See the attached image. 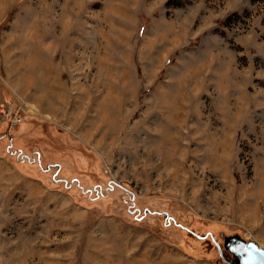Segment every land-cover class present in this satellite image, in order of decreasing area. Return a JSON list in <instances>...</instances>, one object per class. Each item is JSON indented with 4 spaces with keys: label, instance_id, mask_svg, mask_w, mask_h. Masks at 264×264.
<instances>
[{
    "label": "rangeland",
    "instance_id": "obj_1",
    "mask_svg": "<svg viewBox=\"0 0 264 264\" xmlns=\"http://www.w3.org/2000/svg\"><path fill=\"white\" fill-rule=\"evenodd\" d=\"M0 105V264L264 250V0H0Z\"/></svg>",
    "mask_w": 264,
    "mask_h": 264
},
{
    "label": "water",
    "instance_id": "obj_2",
    "mask_svg": "<svg viewBox=\"0 0 264 264\" xmlns=\"http://www.w3.org/2000/svg\"><path fill=\"white\" fill-rule=\"evenodd\" d=\"M222 249L230 256L227 264H264V250L252 241L245 242L235 235L221 236Z\"/></svg>",
    "mask_w": 264,
    "mask_h": 264
},
{
    "label": "built area",
    "instance_id": "obj_3",
    "mask_svg": "<svg viewBox=\"0 0 264 264\" xmlns=\"http://www.w3.org/2000/svg\"><path fill=\"white\" fill-rule=\"evenodd\" d=\"M0 114L9 121L11 125H17L20 121V118L17 113L14 112L13 108H5L0 105Z\"/></svg>",
    "mask_w": 264,
    "mask_h": 264
}]
</instances>
